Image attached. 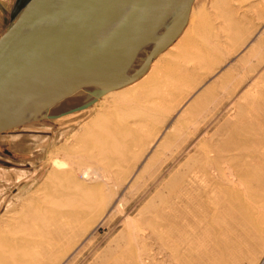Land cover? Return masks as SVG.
<instances>
[{
	"label": "rangeland",
	"instance_id": "374dc122",
	"mask_svg": "<svg viewBox=\"0 0 264 264\" xmlns=\"http://www.w3.org/2000/svg\"><path fill=\"white\" fill-rule=\"evenodd\" d=\"M28 1L0 0V36ZM186 27L144 75L159 71L135 91L138 106L120 92L144 76L101 101L130 132L118 157L77 138L95 104L0 133V169L11 174L0 175V220L49 181L55 165L105 197L102 213L87 215L86 228L61 241L56 264H162L168 251L156 233L167 240L173 212L177 226H187L190 197L198 208L202 190L229 166L263 182L262 166L253 173L250 167L264 161V0H195ZM246 218L228 217L230 232L208 241V251L190 264H226L230 255L231 264H255L262 245L241 249ZM45 230L40 226V238Z\"/></svg>",
	"mask_w": 264,
	"mask_h": 264
},
{
	"label": "water",
	"instance_id": "95a60500",
	"mask_svg": "<svg viewBox=\"0 0 264 264\" xmlns=\"http://www.w3.org/2000/svg\"><path fill=\"white\" fill-rule=\"evenodd\" d=\"M194 2L29 0L0 36V133L43 118H22L24 109H44L83 85L100 89L69 113L86 110L98 97L143 77L181 36ZM91 19L93 28L83 31ZM99 26L103 31L97 34ZM150 43L143 64L127 75Z\"/></svg>",
	"mask_w": 264,
	"mask_h": 264
},
{
	"label": "bare ground",
	"instance_id": "6f19581e",
	"mask_svg": "<svg viewBox=\"0 0 264 264\" xmlns=\"http://www.w3.org/2000/svg\"><path fill=\"white\" fill-rule=\"evenodd\" d=\"M171 17L168 13V21L171 20ZM94 22L93 19L89 20L83 31H88V29L90 31V28L94 26ZM186 30L187 27L181 34L182 36L185 35ZM96 31L97 34H100L103 31L102 26ZM85 40H87L86 37ZM152 46L153 43H150L140 50L132 66L127 69V75L143 64ZM157 59L153 60L150 68L153 67ZM161 66L162 62L158 68ZM152 72L155 73L156 71L153 70ZM154 73L136 81L127 90H119L122 91L120 92L122 93L121 96L124 95L133 108L136 107L138 101V94L135 93L141 91V88L147 82L158 78V75ZM99 89L100 87L97 85H83L44 109H24L22 118L36 115L43 116V118L38 119L42 120L56 117V115L59 117L70 114L69 112L73 109L88 104ZM119 91L112 90L109 92L116 93ZM104 97L105 94L96 99L97 102L100 98L98 104L95 102L96 106L93 113L79 124L77 138L80 141L97 142L101 147L100 153L113 159L118 157L119 154L121 155L122 148L126 144L130 132L118 127L119 118L110 116L108 109L101 106ZM27 137L29 138V136ZM21 141L25 142L23 139ZM260 166L264 169V161L250 167V172H259L256 169H259L257 167ZM229 170V172L224 171L217 176L209 188L202 190L201 195L197 197L198 208L191 206L194 197H190V208L185 212L187 226H177V214L173 212L169 217L171 219L167 227V240H163L161 232L156 231L158 240H161L163 248L168 251L162 264H190L189 261L192 258L208 251V241H219L225 234L230 232L232 222L227 221L228 217L234 216L236 219L241 214L249 220L244 229L245 237L241 249L248 252L256 248L258 244L262 245L261 254L256 259L255 264H264V170L262 174L260 173L263 180L260 183H253L248 174L246 178L237 176L234 168L230 166ZM70 171L72 170L61 172L59 167L55 165L48 174L49 181H46L43 186L37 187L17 210L14 209L6 218L0 220V264H56L63 251H65L61 241L66 239L65 242L70 243L78 228H86L87 215L102 213H100V208L105 198L104 195L97 191L96 185H87L78 181L77 178L71 177ZM0 175L7 178L11 176L10 173H7V171L5 173L1 169ZM8 185L10 186V184ZM4 186H7L6 183L3 184ZM40 226H46V233L41 234V238ZM188 227V238H185L182 235ZM177 232L178 236L182 238L179 242L177 241ZM245 253L241 256V259L245 256ZM228 263L231 264V255L226 264Z\"/></svg>",
	"mask_w": 264,
	"mask_h": 264
},
{
	"label": "crops",
	"instance_id": "0c3cea01",
	"mask_svg": "<svg viewBox=\"0 0 264 264\" xmlns=\"http://www.w3.org/2000/svg\"><path fill=\"white\" fill-rule=\"evenodd\" d=\"M242 38V37H241Z\"/></svg>",
	"mask_w": 264,
	"mask_h": 264
}]
</instances>
